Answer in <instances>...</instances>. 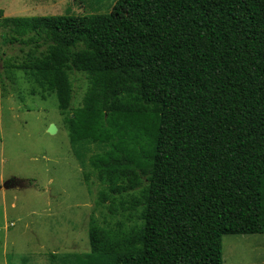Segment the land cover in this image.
Returning a JSON list of instances; mask_svg holds the SVG:
<instances>
[{"label":"trees","instance_id":"1","mask_svg":"<svg viewBox=\"0 0 264 264\" xmlns=\"http://www.w3.org/2000/svg\"><path fill=\"white\" fill-rule=\"evenodd\" d=\"M4 69L72 110L71 73L88 88L64 117L98 204L76 264H222V237L264 235V0H117L110 13L3 17ZM4 56V54H2Z\"/></svg>","mask_w":264,"mask_h":264},{"label":"rangeland","instance_id":"2","mask_svg":"<svg viewBox=\"0 0 264 264\" xmlns=\"http://www.w3.org/2000/svg\"><path fill=\"white\" fill-rule=\"evenodd\" d=\"M116 1L0 0V10L3 17L101 15ZM28 51L9 46L0 32V264H76L90 251V218L114 227L126 222L127 213L109 215L108 203L98 204L103 186L89 160L105 148L72 144L63 122L81 107L86 76L69 75L72 110L63 116L55 95L1 65L23 61ZM222 264H264V235L223 236Z\"/></svg>","mask_w":264,"mask_h":264},{"label":"water","instance_id":"3","mask_svg":"<svg viewBox=\"0 0 264 264\" xmlns=\"http://www.w3.org/2000/svg\"><path fill=\"white\" fill-rule=\"evenodd\" d=\"M55 127L53 126V125H51L50 127H49V129H48V133L50 134V135H52V134H54L55 133Z\"/></svg>","mask_w":264,"mask_h":264}]
</instances>
